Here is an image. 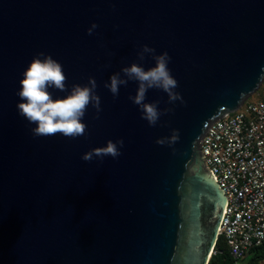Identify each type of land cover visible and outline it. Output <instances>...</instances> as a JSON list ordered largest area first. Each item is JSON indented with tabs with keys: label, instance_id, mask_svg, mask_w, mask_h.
<instances>
[{
	"label": "water",
	"instance_id": "obj_1",
	"mask_svg": "<svg viewBox=\"0 0 264 264\" xmlns=\"http://www.w3.org/2000/svg\"><path fill=\"white\" fill-rule=\"evenodd\" d=\"M143 46L168 53L183 99L149 89L165 113L155 127L129 99L136 81L115 98L104 86L154 66ZM38 53L63 66L54 98L95 79L101 111L88 107L84 135L37 137L18 114ZM261 83L264 0H0V264H208L226 197L201 141ZM117 140L118 158L82 159Z\"/></svg>",
	"mask_w": 264,
	"mask_h": 264
},
{
	"label": "clouds",
	"instance_id": "obj_2",
	"mask_svg": "<svg viewBox=\"0 0 264 264\" xmlns=\"http://www.w3.org/2000/svg\"><path fill=\"white\" fill-rule=\"evenodd\" d=\"M98 26L93 23L87 29V34L92 35ZM143 53L153 55L154 66L147 70L138 65L122 69L127 80L120 78V73L113 74L109 82L104 86L109 90L113 97L119 94L120 86L126 85L128 81L137 82V94L135 97H129L132 103L138 107L141 112V119L145 120L149 127H155L160 118L165 114L159 108L158 102L145 103L146 93L149 89H158L167 94L170 103L181 101V95L175 91L178 87L177 80L172 76L168 67L170 57L167 52L155 55V50L148 46L142 47ZM143 59V56L140 57ZM19 91L17 96L20 103L16 105L18 114L23 117L30 125L31 132L37 137H49L57 133L64 137L76 139L85 134L86 125L84 120L86 111L91 105L99 113L100 97L96 93L95 79L89 78L88 85H73L70 93L63 98H54L50 92L51 88L64 91L66 87V76L63 66L50 55L38 53L32 59L28 67L22 74ZM179 139V133L173 130L169 138H162L157 141L164 145L169 142L174 143ZM123 140L115 142L108 141L105 148L85 153L82 156L84 161H91L93 156H110L113 159L121 155L120 149L123 147Z\"/></svg>",
	"mask_w": 264,
	"mask_h": 264
},
{
	"label": "built area",
	"instance_id": "obj_3",
	"mask_svg": "<svg viewBox=\"0 0 264 264\" xmlns=\"http://www.w3.org/2000/svg\"><path fill=\"white\" fill-rule=\"evenodd\" d=\"M200 151L226 197L217 237L239 264L251 249L264 246V96L216 120Z\"/></svg>",
	"mask_w": 264,
	"mask_h": 264
},
{
	"label": "trees",
	"instance_id": "obj_4",
	"mask_svg": "<svg viewBox=\"0 0 264 264\" xmlns=\"http://www.w3.org/2000/svg\"><path fill=\"white\" fill-rule=\"evenodd\" d=\"M214 254L210 256L208 264H234L230 258L226 245L221 238H218L214 246ZM264 261V246L253 248L239 264H260Z\"/></svg>",
	"mask_w": 264,
	"mask_h": 264
},
{
	"label": "rangeland",
	"instance_id": "obj_5",
	"mask_svg": "<svg viewBox=\"0 0 264 264\" xmlns=\"http://www.w3.org/2000/svg\"><path fill=\"white\" fill-rule=\"evenodd\" d=\"M264 96V83H261L260 87L258 88V90L256 91L255 94L251 95L247 101H255L261 97ZM260 264H264V261Z\"/></svg>",
	"mask_w": 264,
	"mask_h": 264
}]
</instances>
